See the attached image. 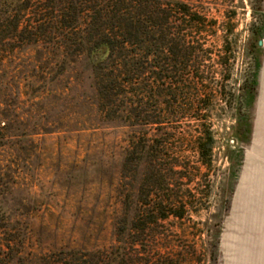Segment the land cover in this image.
I'll return each mask as SVG.
<instances>
[{"label":"rangeland","instance_id":"obj_1","mask_svg":"<svg viewBox=\"0 0 264 264\" xmlns=\"http://www.w3.org/2000/svg\"><path fill=\"white\" fill-rule=\"evenodd\" d=\"M196 8L216 24L199 50L210 53L201 62L206 91L180 96L177 118L169 116L171 98L151 102L164 120L148 128V139L166 142L160 163L171 166L162 175L187 201L183 220L160 223L153 259L264 264V0H196ZM24 47L0 66L16 92L4 99L0 121V229H11L0 238L13 241V264L61 252L115 253L149 173L141 162L126 169L132 130L117 122V86L107 99L100 87L111 80L93 72L106 54L47 65L39 50ZM208 127L213 148L203 160L199 139ZM162 132L172 137L164 141Z\"/></svg>","mask_w":264,"mask_h":264},{"label":"trees","instance_id":"obj_2","mask_svg":"<svg viewBox=\"0 0 264 264\" xmlns=\"http://www.w3.org/2000/svg\"><path fill=\"white\" fill-rule=\"evenodd\" d=\"M2 8L6 19L5 24L0 21V28L5 27L0 31V66L24 46L39 50L47 65L56 61L63 66L77 65L100 52L106 54L93 72L102 82L111 80L100 87L107 99L111 100L109 94L117 86V122L132 130L124 152L126 169L141 162L149 173L145 185L149 190L141 206L123 220L124 227L117 234V252H61L41 257L37 264H177L161 256L153 259L160 223L170 217L183 220L187 201L172 194L162 175L171 166L160 163L168 151L166 142L158 145L148 139V128L164 120L151 111V102L153 97L171 98L167 105L173 113L169 116L177 118L182 114L180 109L174 110L180 96L206 91L202 89L201 62L210 53L199 50L213 36L216 24L196 8V0H3ZM153 80L159 85L154 87ZM14 90L13 77L0 76V121L7 118L4 99L15 98ZM171 134L162 132L160 137L165 141ZM199 140L204 160L213 148L210 127ZM0 230L11 231L7 227ZM1 238L0 264H13V241Z\"/></svg>","mask_w":264,"mask_h":264},{"label":"water","instance_id":"obj_3","mask_svg":"<svg viewBox=\"0 0 264 264\" xmlns=\"http://www.w3.org/2000/svg\"><path fill=\"white\" fill-rule=\"evenodd\" d=\"M264 45L263 40L259 41V46L262 47Z\"/></svg>","mask_w":264,"mask_h":264}]
</instances>
